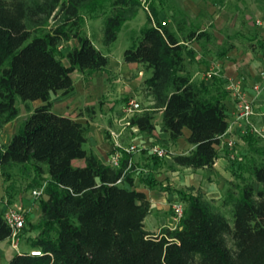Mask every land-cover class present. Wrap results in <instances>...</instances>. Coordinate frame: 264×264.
Segmentation results:
<instances>
[{"label": "trees", "instance_id": "trees-1", "mask_svg": "<svg viewBox=\"0 0 264 264\" xmlns=\"http://www.w3.org/2000/svg\"><path fill=\"white\" fill-rule=\"evenodd\" d=\"M107 3L111 13L102 43L109 47L126 22L136 17L139 0H0V130L19 117L18 102L28 110L32 102L43 103L19 124L8 145H0L4 181H11L14 166L32 167V190L44 187L45 193L37 200L40 220L26 221L36 233L32 250L16 254L10 264H264V143L253 134L244 136L247 155L230 163L233 180L225 203L232 206L233 224L200 193L180 190L185 210L178 225L153 234L145 229L151 204L133 189V153H124L118 167L104 164L85 149L88 125L53 112L52 96L73 93L75 71L86 81L93 73H110L109 58L83 31L82 14L96 13ZM55 15L58 24L40 30ZM196 33L182 42L152 14L123 60L151 71L145 85L152 105L131 119L132 126L152 136L154 113L161 111V131L167 134L163 143H176L184 129L190 131L193 149L175 155L173 163L212 172L229 129V93L218 75L208 87L197 85L187 74L193 51L185 43L210 39L205 32ZM73 39L80 48L60 57V46ZM78 160L84 166H76ZM152 160L161 159L152 155ZM147 185L165 189L155 182ZM11 234L2 212L0 243ZM34 250L41 254L32 255Z\"/></svg>", "mask_w": 264, "mask_h": 264}, {"label": "crops", "instance_id": "crops-1", "mask_svg": "<svg viewBox=\"0 0 264 264\" xmlns=\"http://www.w3.org/2000/svg\"><path fill=\"white\" fill-rule=\"evenodd\" d=\"M148 5L150 14L141 5L136 17L127 21L124 27L132 33L136 31L140 36L148 17L153 14L182 42L193 31H196V34L207 33L210 35L209 40L193 39L185 43L187 48L193 51L192 57L187 59V74L197 85L204 83L211 87L215 73L229 93L225 100L229 129L221 139L220 157L214 164L212 180L204 176L205 169L192 170L173 163L166 164L162 159L159 162L152 160L150 148L167 140V134L161 131V111L154 114L159 116L160 125H155L156 130L152 136L130 129L121 133L120 140L124 147H138V151L132 154L133 189L144 193L149 200L151 211L145 220V229L149 233L157 234L162 228L174 226L175 219L170 216L171 206L174 202L183 203L178 191L194 190V193H200L207 201H217L222 197L223 185L233 176L231 161H240L247 155L242 131L247 129L248 125L246 120L239 117L238 100L234 97L236 89L244 92L253 102L254 115L250 119L251 124L258 129H264V77L261 75L264 70V0H148ZM141 10H144V16L141 15ZM257 21H260V24ZM103 29L102 26L99 33L101 45ZM83 31L93 41L92 30ZM93 43L109 58L110 73L96 72L86 81L79 71H75L73 93L64 97L52 96L53 112L87 124L89 133L85 149L109 165L115 150L110 131L120 132V127L114 123L113 117L128 98H135L140 103L142 91L148 93L145 80L151 76V71H146L139 64L125 63L123 56L118 57L112 51L105 52L94 41ZM65 45L70 48L68 51L80 48L76 39L60 47ZM62 61L65 66H69L66 58ZM30 104L31 109H27L24 114L20 111L16 120L0 130V145H8L19 124L27 119L34 109L43 105L41 101ZM149 105H152L150 96ZM87 108H94V111L88 112ZM142 112L143 110L140 113ZM189 137L190 131L184 129L181 139L176 143H168L171 151L176 155L188 154L193 149L188 143ZM230 139L238 142L235 153L226 147ZM258 142L262 144L264 140ZM233 154H236L235 157ZM74 163L76 166H84V161L81 160ZM15 168L16 166L12 169ZM148 182L161 184L165 189H151L147 185ZM12 183V180L5 182L0 176V213L8 207L20 206L30 213V217H33V212L38 209L40 217L39 202L30 196L32 190L22 194V198L18 194L15 199L7 195L6 189L8 186L12 188ZM256 184L259 187V184ZM148 218L150 224L147 223ZM28 235L36 237L33 231ZM29 251L25 245V249L20 252ZM16 254L18 252L11 247L9 239L0 243V264H10Z\"/></svg>", "mask_w": 264, "mask_h": 264}, {"label": "rangeland", "instance_id": "rangeland-1", "mask_svg": "<svg viewBox=\"0 0 264 264\" xmlns=\"http://www.w3.org/2000/svg\"><path fill=\"white\" fill-rule=\"evenodd\" d=\"M38 1H42V0H38ZM147 4H148V0H147ZM110 13H111V6L108 3L105 5L104 8H99L96 11V13H88L86 11H82V14H83L84 19H85V22L83 24V29H89V30L91 29L92 30L93 41L101 50H105V52L112 51L116 56L122 57L124 54V51L126 49H128L130 47V45H132V42L134 41V39L137 38V36H138V38L140 36L138 35V33L136 31L132 33L131 31H129L127 29V27H123L122 31L119 33L118 40L114 44H112L109 47H104L103 45H101L100 39H99V33L101 32L100 29L102 28V26L104 28L105 19ZM144 14H145L144 10H141V15L144 16ZM58 22H59L58 16L55 15V17H52L40 30H45V31L50 30L51 28L55 27V25L58 24ZM32 31H33V33L36 32L34 30V28H32ZM68 49H70V48L67 47V45L63 46L62 48L60 47L59 48V56L64 57V55L67 53ZM146 77H147V74L145 73L144 79H146ZM74 79H75V77H74ZM139 100L141 103L142 110L147 111V109L151 105H149V94L146 93L145 90L142 91V95L139 98ZM17 105H18L19 110L21 111L22 114H24L27 111V108H26L24 103L18 102ZM30 106H31V104H29V107ZM31 108L32 107H30L29 109H31ZM156 113H154V114H156ZM22 122H24V121H22ZM154 123H155V125H160L158 115H154ZM157 145L159 147L166 149L168 152H170L167 155V157L162 159V160L165 161L166 164H169V163L172 164L173 158L176 154L171 153V148H170L169 144L158 142ZM183 151H182V153L185 152V151L184 152ZM10 171H11V180L13 181V183H12L13 187L12 188H10L11 186L7 187V189H6L7 195H11V197L15 199L16 194H18V196L20 195L19 197H21L22 194H24L25 192H29L30 190L33 189L31 187V185H32V180L35 177V172L32 169V167H28L27 170H22L16 166L15 169H12ZM213 174H214L213 171L211 172L209 170H206V174L204 176L207 177L209 180H212ZM46 176L47 175H45L44 178H46ZM244 176H245V178L248 179L247 174H245ZM231 180H233V176L231 177ZM231 180L226 181L225 184L223 185V190L221 191L222 197L220 199H218L217 201L212 200L211 202L217 208V210H219L221 213H223L228 218L229 222L232 225L233 224L232 206L229 203H225L227 190L230 188L229 184H230ZM40 183L42 185L46 184L44 181H40ZM257 186L258 185L255 183L256 189H258ZM177 203L178 202H174L171 206L170 216L172 219H175L174 220V226H171V228L178 225V222H179L178 220H176V213L174 211V205ZM184 206H185V204H184ZM27 219L30 220L32 224H36L40 220L39 210L37 209L36 212H33V217H30V213L28 211H26V221H27ZM32 221H34V222H32ZM147 223L150 224L149 218L147 220ZM30 232H32V229H31L29 223H27L26 228L23 230V232L21 234L20 251L25 249V245L28 246V250H32V248H30V243H31V240L33 238H32V236L28 235V233H30Z\"/></svg>", "mask_w": 264, "mask_h": 264}, {"label": "built area", "instance_id": "built-area-1", "mask_svg": "<svg viewBox=\"0 0 264 264\" xmlns=\"http://www.w3.org/2000/svg\"><path fill=\"white\" fill-rule=\"evenodd\" d=\"M143 8L150 14V8L147 4V0H139ZM260 24V21H257ZM213 75H216L213 73ZM262 77H264V70L261 72ZM257 89V88H256ZM234 97L238 100V110L239 117L246 120L248 128L242 131L243 136H246L248 133L253 134L258 140H264V129H258L253 126L250 122V119L254 115L253 111V102L249 100L244 92L239 89L235 90ZM142 111L141 104L135 98H128L121 105L118 112L113 117L114 123L118 127H120V132L117 130H111L110 135L115 143V150L109 160V165L113 167H118L119 163L123 157L124 153H134L138 151V147L136 145H131L129 147H124L121 143V133L127 129L138 131L137 127L132 126L131 119ZM221 146V145H220ZM226 147L229 150H233L235 153L238 148V142L234 139H230L226 143ZM150 153L159 157L160 159H164L170 153L166 149L153 146L150 148ZM173 153V151H171ZM236 154H233L235 157ZM45 195L44 187L39 189H34L31 191L30 196L34 200H39L41 197ZM185 206L183 203L178 202L174 205V211L176 213V220H180L184 214ZM4 218L7 221L8 225L11 228V237L10 245L11 247L18 253H20V244H21V234L26 226V211L20 206H11L8 207L3 212ZM32 255L39 256L41 253L38 251H31Z\"/></svg>", "mask_w": 264, "mask_h": 264}]
</instances>
